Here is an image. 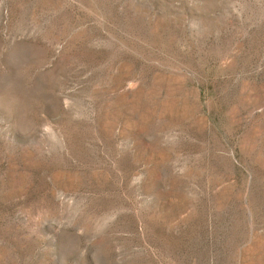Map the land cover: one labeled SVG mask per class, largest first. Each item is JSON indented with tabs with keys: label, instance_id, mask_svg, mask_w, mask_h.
I'll return each instance as SVG.
<instances>
[{
	"label": "rangeland",
	"instance_id": "374dc122",
	"mask_svg": "<svg viewBox=\"0 0 264 264\" xmlns=\"http://www.w3.org/2000/svg\"><path fill=\"white\" fill-rule=\"evenodd\" d=\"M0 264H264V0H0Z\"/></svg>",
	"mask_w": 264,
	"mask_h": 264
}]
</instances>
